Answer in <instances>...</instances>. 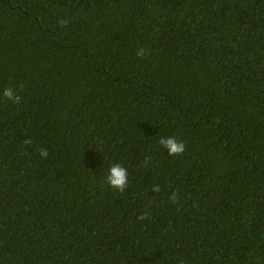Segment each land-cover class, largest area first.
<instances>
[{
	"label": "trees",
	"instance_id": "trees-1",
	"mask_svg": "<svg viewBox=\"0 0 264 264\" xmlns=\"http://www.w3.org/2000/svg\"><path fill=\"white\" fill-rule=\"evenodd\" d=\"M0 264H264V0H0Z\"/></svg>",
	"mask_w": 264,
	"mask_h": 264
},
{
	"label": "clouds",
	"instance_id": "clouds-1",
	"mask_svg": "<svg viewBox=\"0 0 264 264\" xmlns=\"http://www.w3.org/2000/svg\"><path fill=\"white\" fill-rule=\"evenodd\" d=\"M137 54H143V50L141 49ZM3 96L14 102L19 99V97L15 96L11 87L3 90ZM159 143L167 150L169 155L180 154L185 149L184 144L178 142L174 137H162ZM41 155L46 156L47 153L42 150ZM106 180L112 188L123 190L128 182V170L120 164H113L108 169Z\"/></svg>",
	"mask_w": 264,
	"mask_h": 264
}]
</instances>
